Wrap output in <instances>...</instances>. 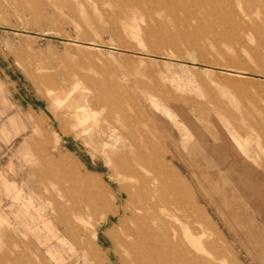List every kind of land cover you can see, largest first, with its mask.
Instances as JSON below:
<instances>
[{
  "label": "rangeland",
  "instance_id": "rangeland-1",
  "mask_svg": "<svg viewBox=\"0 0 264 264\" xmlns=\"http://www.w3.org/2000/svg\"><path fill=\"white\" fill-rule=\"evenodd\" d=\"M0 264H264V0H0Z\"/></svg>",
  "mask_w": 264,
  "mask_h": 264
},
{
  "label": "crops",
  "instance_id": "crops-1",
  "mask_svg": "<svg viewBox=\"0 0 264 264\" xmlns=\"http://www.w3.org/2000/svg\"><path fill=\"white\" fill-rule=\"evenodd\" d=\"M14 190L16 199L12 198L9 206L6 202L1 204L2 210L8 219L14 222L24 234L32 237L34 241H36L34 236H39L38 238L41 241L46 240V237L41 235L43 229L48 230L55 238L60 239L62 235L59 236L58 233L52 230L49 223L42 220L47 218L46 206L39 201L34 193L35 191L33 192L30 188L26 189L24 186H16Z\"/></svg>",
  "mask_w": 264,
  "mask_h": 264
},
{
  "label": "bare ground",
  "instance_id": "bare-ground-1",
  "mask_svg": "<svg viewBox=\"0 0 264 264\" xmlns=\"http://www.w3.org/2000/svg\"><path fill=\"white\" fill-rule=\"evenodd\" d=\"M119 160V159H118ZM122 163V162H121ZM156 164V163H155ZM158 165V164H157ZM161 165V164H160ZM164 167V166H163ZM129 175V174H128ZM127 175V176H128ZM131 179V178H130ZM129 180V179H128ZM140 181V180H139ZM141 182V181H140ZM139 182V183H140ZM168 182H169V180H168ZM137 183V182H136ZM142 183V182H141ZM162 183V182H161ZM143 185V184H142ZM128 187V186H127ZM134 188V186L132 187V189ZM131 189V188H130ZM143 189V188H142ZM127 190H129V189H127ZM131 191H133V190H131ZM135 191V190H134ZM143 193V192H142ZM125 194V193H124ZM130 194V193H129ZM135 194V193H134ZM143 195V194H142ZM133 196H137V194H135V195H133ZM129 197H132L131 195L129 196ZM140 199L142 198V196L140 197V196H138ZM138 197H137V199H138ZM144 197V196H143ZM136 199V200H137ZM140 199H138V200H140ZM143 199V198H142ZM117 203H119L120 204V206H121V204H122V206L123 205H125L124 204V202H123V195H122V193H119L116 197H115V199H114ZM126 200V199H125ZM124 200V201H125ZM137 200V201H138ZM130 201V200H129ZM134 200L132 199V202H133ZM135 202V201H134ZM140 202H141V200L139 201V204H140ZM126 203V202H125ZM137 203V202H136ZM142 203V202H141ZM132 204V203H131ZM143 204V203H142ZM134 205H135V203H134ZM133 205V206H134ZM144 205H146L145 203H144ZM136 206V205H135ZM140 208V210L139 211H141V208H143V206L142 207H139ZM136 211V210H135ZM143 211V210H142ZM144 211H145V209H144ZM123 213H124V211L122 210V207H121V209H118L117 211H111L110 212V214H108L107 216H106V220L104 221V223L103 224H106V222L108 221V219H107V217L108 216H112V217H115V218H117L118 219V221H119V225L120 226H122V223H123V218H122V216H123ZM133 213V212H132ZM131 214V213H130ZM132 215V214H131ZM134 216V215H133ZM137 217V216H136ZM152 218V217H151ZM111 219V218H110ZM131 219H133L132 217H131ZM149 219H150V217H149ZM143 220H145V219H143ZM143 220H142V218L140 217V218H138V219H136L135 221H134V223H135V225H137V227H136V229L135 230H132V229H129V230H125L124 231V233L126 234V236L127 237H130L132 240H133V242H132V244L134 243V242H138V240H139V231L140 232H142L143 233V235H144V237H145V239L144 240H139L140 242V247H139V252L137 253V252H135V250L133 249V248H131V247H129L128 246V244H126V247H127V249H129L130 251H131V254L134 256V258H135V260H136V262L138 261V259L139 258H142L143 256H146V255H149V254H151V251L147 248V246H150L151 244H153V242H154V240L156 239V235L153 233L152 234V232H149V230L150 229H146L144 226H145V223L143 222ZM133 221V220H132ZM158 222V221H157ZM149 223V222H148ZM100 224H102V223H100ZM149 225V224H148ZM141 226H143L144 227V230L142 231V229H141ZM102 227V226H101ZM150 226H148V228H149ZM151 228V227H150ZM153 228V227H152ZM163 228V227H162ZM168 228V227H167ZM154 229V228H153ZM159 229H160V227H159ZM159 229H158V231H159ZM152 230V229H151ZM150 230V231H151ZM156 230V229H155ZM166 230V229H165ZM167 231V230H166ZM160 232V231H159ZM165 232V231H164ZM96 234V233H95ZM164 234V233H163ZM98 235V234H97ZM161 235V234H160ZM165 236H166V234H165ZM169 238V237H168ZM111 260H112V258H110Z\"/></svg>",
  "mask_w": 264,
  "mask_h": 264
}]
</instances>
